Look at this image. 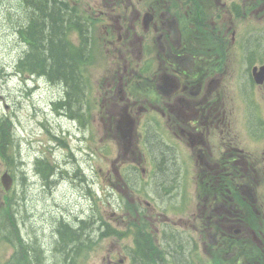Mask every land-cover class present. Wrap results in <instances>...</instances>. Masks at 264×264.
<instances>
[{
  "label": "flooded vegetation",
  "instance_id": "flooded-vegetation-1",
  "mask_svg": "<svg viewBox=\"0 0 264 264\" xmlns=\"http://www.w3.org/2000/svg\"><path fill=\"white\" fill-rule=\"evenodd\" d=\"M189 1L183 0L184 5ZM173 16L167 10L152 22L159 54L169 59L160 63L155 58L158 64L146 85L138 83L144 88L136 91L130 81L119 85L122 80L113 69L89 83L91 90L101 91L108 115L123 103L128 111L140 105L135 111L158 114L165 129L164 140L159 133L149 136L154 176L160 177V186L174 188L172 196L182 186L181 199L166 202L168 216L148 218L163 221L153 224L160 246L145 245L144 235L134 239L135 264H145L139 258L142 244L149 258L153 254L151 264H163L161 254L167 264H264V79L258 83L253 77L264 61L253 50L230 45L234 28L210 39L219 31L203 25V17L184 10L182 23L169 29L164 22ZM174 45L181 51L171 57ZM235 90L239 96H233ZM181 150L191 162L177 161L174 154ZM163 159L173 169L163 167ZM168 176L173 185L166 183ZM115 185L119 189L120 183ZM66 232L63 226L61 233Z\"/></svg>",
  "mask_w": 264,
  "mask_h": 264
},
{
  "label": "rangeland",
  "instance_id": "rangeland-1",
  "mask_svg": "<svg viewBox=\"0 0 264 264\" xmlns=\"http://www.w3.org/2000/svg\"><path fill=\"white\" fill-rule=\"evenodd\" d=\"M8 3L9 2L6 0H0V118L11 117L10 120L13 122L14 132L18 137L17 143H19L14 149L17 152V157L22 156L26 159H33L38 150L42 152L43 145L41 140L45 135L41 127L36 125V122L40 120L36 121V119L31 118V116H33L32 111H35V106L32 104L36 102L37 97L40 95L44 97L45 101L49 100L52 97L50 91L56 94L58 90L56 86L48 87L44 85V82H40L43 86L39 87L36 92L31 93L29 92V88L24 86L22 81L12 76L9 77L8 74H11L12 65L21 57L24 49V45L21 44L22 41L19 39L15 28L18 27L21 20H27L28 17L26 14L18 12L17 8L10 7ZM250 23V19L243 23L241 22L238 30H244ZM91 69L92 73H103L105 71L102 67H94ZM73 81L74 78L73 80L70 79L71 93L74 95V93H78V85L77 82L73 83ZM30 87H32V85H30ZM30 95H35V97L29 98ZM6 104L8 108H6ZM41 105L45 106L44 104ZM58 156H62L61 152L58 153ZM18 175L20 177V172H18ZM64 187L68 190L67 193L63 192L62 195L59 194L60 192L57 193V191ZM97 187L98 185H96V188ZM76 188L77 190L79 189V187ZM97 189L100 190L99 187ZM15 190L20 196H24L20 183L17 184ZM74 191H76L74 186H70L64 180L62 184H58L52 191L44 189L41 184L33 188L30 187L28 193H25V198L20 201V206L22 207L24 203L27 202V215L25 216L32 217L26 220V237L31 240L30 247L32 250H39L41 246L44 247V245L49 244V233L45 238L39 230L40 227L46 228L49 224L47 221L40 219V217L58 216L54 209L46 208V202L53 201L55 203L64 204L70 201L72 192ZM86 197L81 199L80 208L88 212V210L92 209L94 201L91 197ZM107 197L110 196L106 194L105 197H103L102 195L101 200L105 201ZM100 198L101 195L97 200V202H99V207L105 212V215H110L111 210L109 208L105 209L104 204L100 202ZM17 216H22L21 212ZM20 221H22V219L18 218V225ZM32 227L35 228L36 232L30 236L29 230ZM44 240L47 241L44 242ZM59 258H55L52 263L47 259L46 264H53L55 261H58ZM92 263H95V261L92 260Z\"/></svg>",
  "mask_w": 264,
  "mask_h": 264
},
{
  "label": "trees",
  "instance_id": "trees-1",
  "mask_svg": "<svg viewBox=\"0 0 264 264\" xmlns=\"http://www.w3.org/2000/svg\"><path fill=\"white\" fill-rule=\"evenodd\" d=\"M47 4V1H45ZM48 10V7L46 8ZM54 11L44 14V19L49 21L42 22L41 30L34 34L33 39L37 37L41 40V47L39 49H33V53L29 56L28 61L34 63L38 70H43L46 73L51 72L53 75L60 74L62 77L73 80L76 77V64L73 63V59L66 52L65 47L61 43L63 36V21L67 14V8L63 4L55 5ZM47 16V17H46ZM51 24H50V23ZM75 81V80H74ZM73 81V82H74ZM74 103L77 104L76 98ZM167 165L163 167L173 169L171 165L165 162ZM166 183L173 185L175 183L174 178L171 176L164 178ZM67 233V235H66ZM65 234H62V238L66 244H73L78 239L76 231L68 230ZM67 248V246H65Z\"/></svg>",
  "mask_w": 264,
  "mask_h": 264
}]
</instances>
